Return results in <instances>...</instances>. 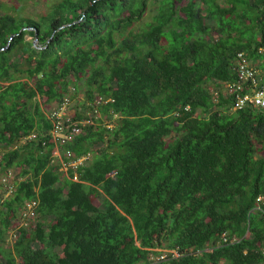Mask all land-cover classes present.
<instances>
[{
	"label": "trees",
	"instance_id": "obj_1",
	"mask_svg": "<svg viewBox=\"0 0 264 264\" xmlns=\"http://www.w3.org/2000/svg\"><path fill=\"white\" fill-rule=\"evenodd\" d=\"M180 1L0 9V176L19 171L0 202V264H147L158 247L180 255L153 264H264V108L234 110L221 91L235 53L264 42V0ZM79 90L72 121L89 122L59 146L90 155L73 181L45 107Z\"/></svg>",
	"mask_w": 264,
	"mask_h": 264
},
{
	"label": "built area",
	"instance_id": "obj_2",
	"mask_svg": "<svg viewBox=\"0 0 264 264\" xmlns=\"http://www.w3.org/2000/svg\"><path fill=\"white\" fill-rule=\"evenodd\" d=\"M255 56L249 57L244 50H238L235 53L233 60V69L235 71L234 79L226 81L221 86V91L224 96L231 99L232 109L239 110L246 106L256 108H264V42L257 46ZM213 96H218V90L213 91ZM104 100L98 97L95 102L101 103ZM71 101L68 95H65L61 101L55 102L48 109V117L51 121V139L55 143V148L52 153V158L57 160L60 164L59 170L68 175L71 171V179L73 181L79 180L77 169L87 163L90 155L81 154L76 155L72 149H64L61 151L59 146H63L73 140L76 134L82 131L81 124L89 122V120L72 121ZM71 109V110H70ZM34 135H30L32 137ZM1 160V155H0ZM15 173L14 169L8 171L0 176V202L9 197L15 190ZM258 205H264V195L257 197ZM36 201H28L20 209V216L18 225H27L29 221L36 217L35 207ZM222 241H226L225 233L222 234ZM264 252V241L261 246ZM157 250V249H156ZM162 249H159L161 251ZM180 255L176 248H169L162 250L160 253H150L148 256L149 262L153 264L160 260L167 258H176Z\"/></svg>",
	"mask_w": 264,
	"mask_h": 264
},
{
	"label": "rangeland",
	"instance_id": "obj_3",
	"mask_svg": "<svg viewBox=\"0 0 264 264\" xmlns=\"http://www.w3.org/2000/svg\"><path fill=\"white\" fill-rule=\"evenodd\" d=\"M54 0H26L23 2H18V1H13V0H0V9L1 10H6L9 12H15L17 11L19 14L21 15H25L28 17H33V18H37L38 14H43L48 10V6L53 2ZM184 2V0L180 1L177 3V6L179 7L180 5H182V3ZM222 2V1H221ZM14 6H18L17 9L14 8ZM151 20V12H147V14L145 15L144 19H142L141 23ZM81 88V87H80ZM79 94L78 96H73L72 102H71V109H80V105L81 102L83 101V91L79 90ZM50 104L47 105L45 108L48 110V108L50 107ZM70 109V110H71ZM98 146V145H96ZM2 151H4V149H2L0 147V152L2 153ZM0 153V154H1ZM19 171L18 169L14 170V173L17 174ZM17 177H15L16 180ZM21 177L19 176L18 179H20ZM96 199H94L95 201ZM97 201V200H96ZM19 219V216L18 218ZM19 221V220H18ZM18 223V222H17ZM15 232V230H14ZM13 239L14 236L11 234V237L9 236V233L7 235L6 241L3 242V249L4 251H12V246H13ZM155 249H160L155 248ZM169 248H163L162 250H168Z\"/></svg>",
	"mask_w": 264,
	"mask_h": 264
},
{
	"label": "water",
	"instance_id": "obj_4",
	"mask_svg": "<svg viewBox=\"0 0 264 264\" xmlns=\"http://www.w3.org/2000/svg\"><path fill=\"white\" fill-rule=\"evenodd\" d=\"M37 42V38L34 39L33 44L38 47L35 43Z\"/></svg>",
	"mask_w": 264,
	"mask_h": 264
}]
</instances>
